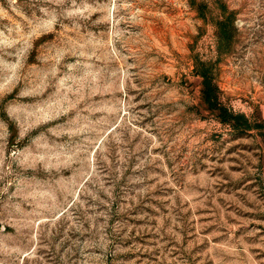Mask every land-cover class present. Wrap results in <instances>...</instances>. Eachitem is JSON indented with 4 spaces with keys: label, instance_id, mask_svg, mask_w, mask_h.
Here are the masks:
<instances>
[{
    "label": "rangeland",
    "instance_id": "obj_1",
    "mask_svg": "<svg viewBox=\"0 0 264 264\" xmlns=\"http://www.w3.org/2000/svg\"><path fill=\"white\" fill-rule=\"evenodd\" d=\"M0 264H264V0H0Z\"/></svg>",
    "mask_w": 264,
    "mask_h": 264
},
{
    "label": "trees",
    "instance_id": "obj_2",
    "mask_svg": "<svg viewBox=\"0 0 264 264\" xmlns=\"http://www.w3.org/2000/svg\"><path fill=\"white\" fill-rule=\"evenodd\" d=\"M198 75L201 76V98L206 108L215 113L222 123L234 128L240 127L242 123L243 127H250L243 115L234 113L221 101L219 88L213 78L208 75L207 70H200ZM259 126L260 124L256 125V127Z\"/></svg>",
    "mask_w": 264,
    "mask_h": 264
}]
</instances>
